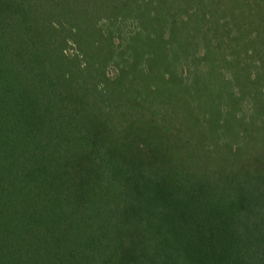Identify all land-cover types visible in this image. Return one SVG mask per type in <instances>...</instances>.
<instances>
[{"label": "trees", "instance_id": "1", "mask_svg": "<svg viewBox=\"0 0 264 264\" xmlns=\"http://www.w3.org/2000/svg\"><path fill=\"white\" fill-rule=\"evenodd\" d=\"M0 264H264V0H0Z\"/></svg>", "mask_w": 264, "mask_h": 264}, {"label": "rangeland", "instance_id": "2", "mask_svg": "<svg viewBox=\"0 0 264 264\" xmlns=\"http://www.w3.org/2000/svg\"><path fill=\"white\" fill-rule=\"evenodd\" d=\"M70 52H71V51H70ZM198 54H199V55H202V54H203V50H202V48L199 50ZM110 74H112V72H111ZM112 75H113V74H112Z\"/></svg>", "mask_w": 264, "mask_h": 264}]
</instances>
